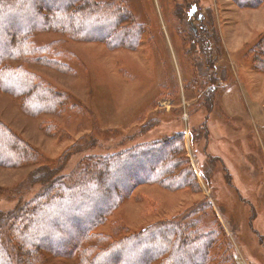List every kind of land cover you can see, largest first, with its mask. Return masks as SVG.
Returning <instances> with one entry per match:
<instances>
[{"label":"rangeland","instance_id":"obj_1","mask_svg":"<svg viewBox=\"0 0 264 264\" xmlns=\"http://www.w3.org/2000/svg\"><path fill=\"white\" fill-rule=\"evenodd\" d=\"M127 2L140 24L136 42L111 47L37 32V46L63 41L47 56L72 71L35 59L7 63L66 99L56 112L29 115L19 98L0 90V122L36 153L33 163L0 166V214L30 204L46 176L54 174L51 183L73 179L136 139L180 134L198 188L142 184L95 233L115 241L164 221L192 223L190 234L215 235L207 264H264V1L254 8L231 0ZM153 125L155 135L148 131ZM8 234L2 240L18 264L19 244ZM39 254L40 264L79 263L77 255Z\"/></svg>","mask_w":264,"mask_h":264},{"label":"trees","instance_id":"obj_2","mask_svg":"<svg viewBox=\"0 0 264 264\" xmlns=\"http://www.w3.org/2000/svg\"><path fill=\"white\" fill-rule=\"evenodd\" d=\"M231 1L242 8H254L264 0ZM136 21L127 0H0V90L19 98L29 115L60 110L65 94L22 66L7 63L35 59L63 72L72 71L70 66L47 56L50 51L54 54L63 41L37 46L34 34L55 33L74 41H101L112 47L126 45L128 38L137 41L141 31ZM260 69L264 70V65ZM171 125L159 127L163 132ZM155 126L148 128L154 135L158 133L153 130ZM180 137L136 139L117 154L93 162L90 169L73 179L61 177L51 183L54 174L46 176L49 179L45 188L30 204L6 216L0 214V264H14L2 240L4 233L19 244L18 264H40V250L60 258L77 255L78 264H207L215 235L200 229L190 234L192 223L189 227L184 222L164 221L115 241L95 233L115 211L118 201L142 184H159L173 190L198 188L193 169L185 162ZM35 160V151L0 122V166L21 167ZM114 173L117 182L108 185ZM43 208L45 215L40 217ZM44 224L49 227L36 230Z\"/></svg>","mask_w":264,"mask_h":264},{"label":"water","instance_id":"obj_3","mask_svg":"<svg viewBox=\"0 0 264 264\" xmlns=\"http://www.w3.org/2000/svg\"><path fill=\"white\" fill-rule=\"evenodd\" d=\"M197 6H193L190 10V13L188 14L190 17L193 16V14H195V12L197 11ZM199 17H202V15L199 14Z\"/></svg>","mask_w":264,"mask_h":264},{"label":"flooded vegetation","instance_id":"obj_4","mask_svg":"<svg viewBox=\"0 0 264 264\" xmlns=\"http://www.w3.org/2000/svg\"><path fill=\"white\" fill-rule=\"evenodd\" d=\"M194 19H197V21H201L203 18L202 17H199V15H197V18H194Z\"/></svg>","mask_w":264,"mask_h":264}]
</instances>
